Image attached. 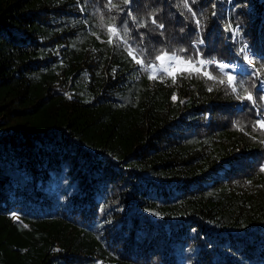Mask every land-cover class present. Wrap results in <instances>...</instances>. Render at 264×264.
I'll use <instances>...</instances> for the list:
<instances>
[{
  "label": "trees",
  "instance_id": "obj_1",
  "mask_svg": "<svg viewBox=\"0 0 264 264\" xmlns=\"http://www.w3.org/2000/svg\"><path fill=\"white\" fill-rule=\"evenodd\" d=\"M262 114L264 0H0V264H264Z\"/></svg>",
  "mask_w": 264,
  "mask_h": 264
},
{
  "label": "rangeland",
  "instance_id": "obj_2",
  "mask_svg": "<svg viewBox=\"0 0 264 264\" xmlns=\"http://www.w3.org/2000/svg\"><path fill=\"white\" fill-rule=\"evenodd\" d=\"M197 66L204 67L200 58L187 60L175 52H163L159 55L156 61L148 66V68L150 74L154 75L159 71L174 73L179 69L191 67L196 68ZM228 73L230 72H227V75H230ZM259 123L264 127V114L260 116Z\"/></svg>",
  "mask_w": 264,
  "mask_h": 264
},
{
  "label": "built area",
  "instance_id": "obj_3",
  "mask_svg": "<svg viewBox=\"0 0 264 264\" xmlns=\"http://www.w3.org/2000/svg\"><path fill=\"white\" fill-rule=\"evenodd\" d=\"M238 27V26H237ZM238 35V31H234L233 37L235 38ZM195 46H199V44H204L203 39L195 40L193 42ZM240 52H245V62H239V61H225V60H218L215 58H206L202 59V57L199 56L201 62L203 65H205L207 68H210L212 64L217 65L220 69H223L224 67H230L234 69H240V68H248V69H256V61H255V55L257 54L255 51H253L248 42H242L240 44L239 48ZM200 55V51H199Z\"/></svg>",
  "mask_w": 264,
  "mask_h": 264
}]
</instances>
